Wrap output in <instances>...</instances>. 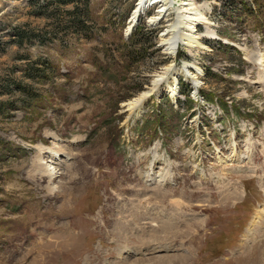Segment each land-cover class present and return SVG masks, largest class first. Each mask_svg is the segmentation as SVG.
<instances>
[{
    "label": "rangeland",
    "instance_id": "1",
    "mask_svg": "<svg viewBox=\"0 0 264 264\" xmlns=\"http://www.w3.org/2000/svg\"><path fill=\"white\" fill-rule=\"evenodd\" d=\"M194 1L0 0V264H264V0Z\"/></svg>",
    "mask_w": 264,
    "mask_h": 264
},
{
    "label": "bare ground",
    "instance_id": "2",
    "mask_svg": "<svg viewBox=\"0 0 264 264\" xmlns=\"http://www.w3.org/2000/svg\"><path fill=\"white\" fill-rule=\"evenodd\" d=\"M179 1L182 3H180L179 7H177L176 5H177V2H179ZM145 2H146V0H140V2H139L140 6L144 5ZM156 2L161 4V6L158 9L159 13H161V12L166 13L169 9H172V8H174L176 10L180 9L176 12V19H175L174 23L169 25L168 30L165 33H163V35H165V36L168 35L167 37L163 38V40H164L163 43L165 45H167L166 52L168 54H171V53L174 54L176 52V48L180 46V44L183 40H186V44L190 48L189 50H192V47L199 46L200 42H199L198 38H200V37L191 30H193L195 28V26H197L199 24V21H203L204 23H208L206 21V17L204 15V12L207 10L209 3L197 4V2H195L194 0H178V1H175V0H156ZM165 13H163V14H165ZM156 17H158V16H153L151 18V21H155ZM181 23H184V25H181ZM206 28H207V32L210 36H213L215 34V32L209 26H207ZM256 54L257 55L254 56V58L252 57L253 63L255 65H258L261 67V71H260L261 74L259 75V79L262 82H264V61H263L264 60V54L263 53H256ZM168 79H170V78H167V80ZM142 99L143 98L135 100V102L131 103L132 104L131 108H139V105L141 104ZM54 144L56 145V143H54ZM56 152H57V150L55 148L39 146V153H38L39 155L37 156V159H36L34 171L37 173L36 175L39 176L41 179H47L49 182H51L52 180H54L57 177V174H58L57 168L52 167L51 164H47V162H45V156H44L45 154H47L48 155L47 157H53V156L57 155ZM49 159H51V158H49ZM166 180L167 179L160 178L157 181L162 184ZM231 188H235V186L231 187ZM56 189H57L56 186H51V184H50V187H49L50 192L54 193L56 191ZM237 191L238 190H235V191H233V193H236ZM230 195H232V194L230 193ZM146 211H147V209H146ZM198 223H200V222H198ZM203 224L204 223L201 222L200 225H203ZM152 225L153 224H151V226ZM219 228H220V225H219ZM185 231H186V229H185ZM247 233H248V236L253 235V230L249 229L247 231ZM164 242L163 243L159 242L161 244V248L164 246ZM151 247L152 246H150V248ZM147 248H149V246ZM146 250L148 251V249H146ZM154 251H156L155 248H154Z\"/></svg>",
    "mask_w": 264,
    "mask_h": 264
},
{
    "label": "trees",
    "instance_id": "3",
    "mask_svg": "<svg viewBox=\"0 0 264 264\" xmlns=\"http://www.w3.org/2000/svg\"><path fill=\"white\" fill-rule=\"evenodd\" d=\"M77 1H79V0H77ZM82 10V9H81ZM80 10V7L79 6H77V8H76V12L78 13L79 11H81ZM81 13L83 14V10L81 11ZM83 23V22H82Z\"/></svg>",
    "mask_w": 264,
    "mask_h": 264
}]
</instances>
